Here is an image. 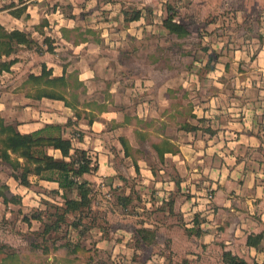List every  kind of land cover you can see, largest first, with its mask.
<instances>
[{
	"label": "crops",
	"instance_id": "obj_1",
	"mask_svg": "<svg viewBox=\"0 0 264 264\" xmlns=\"http://www.w3.org/2000/svg\"><path fill=\"white\" fill-rule=\"evenodd\" d=\"M166 2L0 0V23L34 40L0 73V113L22 133L61 124L88 151L97 169L84 177L112 205L92 246L129 264H263L264 0H204L200 28L177 16L184 36L164 25ZM44 67L65 84L30 77ZM53 88L64 98L42 93ZM30 179L0 172L22 200L60 190Z\"/></svg>",
	"mask_w": 264,
	"mask_h": 264
},
{
	"label": "trees",
	"instance_id": "obj_2",
	"mask_svg": "<svg viewBox=\"0 0 264 264\" xmlns=\"http://www.w3.org/2000/svg\"><path fill=\"white\" fill-rule=\"evenodd\" d=\"M139 14L140 11L136 10L133 18H138ZM176 18V10L169 5L168 15L164 19V25L170 32L176 33L178 36L189 34L190 31L186 26L177 21ZM33 43L34 40L28 33L17 29L8 31L0 23V73L9 71L12 64L16 62L17 58L11 56L17 52V46L20 44L30 46ZM50 74L51 71L44 67L40 76L30 75V77L37 81L43 79L47 86H61L65 84L64 77H53L50 79ZM47 77L48 79H46ZM42 93L53 98H64L62 92L56 90V88L52 90L43 89ZM49 149L59 150L62 157L57 158L54 154L49 152ZM0 162L7 163L10 168H12L11 175L24 186L29 187L32 185L30 179L32 175H36L44 180H55L59 183L60 190L51 192H53L54 195L62 197L64 199V205H54L56 206L57 212L47 213L49 216H55L56 219L50 224L44 223V228L39 233L40 235L44 236L53 230H58V228L61 227L60 222H65L67 220L66 216L69 213H78L80 218L81 216H87L85 215V209H95L93 213L94 218L106 219L102 215L106 210L99 211L96 209L97 204L92 206V201L99 203L101 202L100 200H103V198L99 196L100 191L96 190L93 183L84 177L86 174L95 171L97 165L93 163L87 150L76 147L72 138L63 135V125L47 124L43 128L33 132L22 133L14 123L6 122L0 113ZM74 191L77 192V196L69 197L68 193ZM0 196H2L6 206L9 205V203L22 202V196L13 193L10 186L1 181ZM117 197L121 205L127 208L133 205L136 207L134 201L129 200L130 197L121 195ZM121 199H125L126 201H121ZM32 218L41 220L42 216H33ZM32 218L29 220H32ZM25 220H28L26 216ZM80 225L81 221L74 225L79 236L84 233L83 229H79ZM138 232L148 243L155 240V235L150 229L140 228ZM250 242L254 244L259 243L258 241H252L251 237ZM81 246L84 248L81 243H76L77 248H81ZM225 258L229 264H247L244 260L239 259L231 253H226Z\"/></svg>",
	"mask_w": 264,
	"mask_h": 264
},
{
	"label": "rangeland",
	"instance_id": "obj_3",
	"mask_svg": "<svg viewBox=\"0 0 264 264\" xmlns=\"http://www.w3.org/2000/svg\"><path fill=\"white\" fill-rule=\"evenodd\" d=\"M166 1L169 4L165 5L163 3V9H165L164 13L161 14L162 17L168 14L166 9L171 5L182 21L189 19L195 29L200 28L201 18L207 15H204L199 8L204 0ZM192 3L196 5L193 6L194 8H192ZM211 16L213 15L210 14L208 18H211ZM11 169L7 163L0 162L2 175L7 176ZM100 194L103 198L104 192L101 191ZM68 195L69 197H75L77 192H69ZM100 201L99 203L92 201V206L97 204L96 209L99 211L111 208V203L104 201V198ZM134 204L144 206L143 202ZM54 205H64V199L54 195L49 199L42 198L39 200V204L32 203L31 199H26L22 200L21 203H11L7 207L0 202V264H129L122 260L120 253H117L114 257L113 253H109L105 248H96L91 245L92 241L90 239H93V236H91L92 233L90 234V227H108L106 219L94 218L95 209H85V215L87 216H81V218L78 213H69L66 216L67 220L60 222L61 227L58 230H53L44 236L40 235L44 223L50 224L56 219L55 216L47 214L57 212ZM134 206L130 208V211L135 210ZM25 216L28 220H25ZM33 216H42V219H34ZM31 218L32 220H29ZM80 221L79 229L84 230L81 236L78 235L74 226L75 223ZM76 243H81L84 248L82 246L77 248ZM90 245L91 247H88Z\"/></svg>",
	"mask_w": 264,
	"mask_h": 264
},
{
	"label": "built area",
	"instance_id": "obj_4",
	"mask_svg": "<svg viewBox=\"0 0 264 264\" xmlns=\"http://www.w3.org/2000/svg\"><path fill=\"white\" fill-rule=\"evenodd\" d=\"M211 196H212V195L210 194V195H209V198H211Z\"/></svg>",
	"mask_w": 264,
	"mask_h": 264
}]
</instances>
